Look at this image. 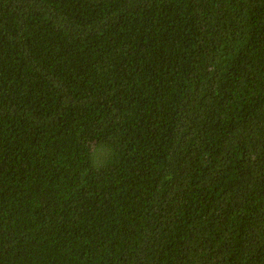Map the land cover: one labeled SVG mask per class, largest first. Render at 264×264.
<instances>
[{
  "label": "trees",
  "instance_id": "1",
  "mask_svg": "<svg viewBox=\"0 0 264 264\" xmlns=\"http://www.w3.org/2000/svg\"><path fill=\"white\" fill-rule=\"evenodd\" d=\"M0 264H264V0H0Z\"/></svg>",
  "mask_w": 264,
  "mask_h": 264
}]
</instances>
